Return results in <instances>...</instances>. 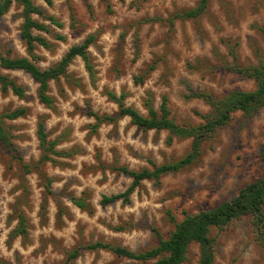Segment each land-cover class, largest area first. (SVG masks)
I'll return each mask as SVG.
<instances>
[{
	"label": "rangeland",
	"instance_id": "obj_1",
	"mask_svg": "<svg viewBox=\"0 0 264 264\" xmlns=\"http://www.w3.org/2000/svg\"><path fill=\"white\" fill-rule=\"evenodd\" d=\"M60 25L38 14L51 32L32 29L48 46L35 43L33 58L20 36L22 8L13 2L0 17V53L27 56L39 68L54 65L74 44L93 36L87 51L93 73L75 56L66 74L48 81L52 104L41 102L38 83L21 68H3L25 89L19 97L0 88V110L26 107V112L6 119L16 151L0 145V264H150L119 256L110 249L83 247L97 240L139 252L168 237L174 221L185 214L215 207L236 195L251 181L264 176L260 144L264 132V106L247 115L237 109L231 118L205 137L195 160L164 173L160 182L143 179L129 201L102 204L105 194L123 191L131 177L120 166L140 170L184 156L191 136L173 135L166 129H143L128 115L113 121L89 114L115 115L117 103L108 92L124 93L125 105L147 115L145 101L158 110L163 95L170 117L180 125H198L211 106L192 91L221 97L230 90H252L256 81L232 66L259 63L264 54V0H209L195 18H168L194 7L198 0H32ZM161 17V19H153ZM59 33L63 37H56ZM257 51L259 53H257ZM234 54V55H233ZM43 121L55 150L39 162L41 148L36 134ZM29 164L30 168L24 167ZM82 197L87 208L73 201ZM25 216V233H17V214ZM214 238L211 264H264L250 214L227 224L210 227ZM78 255L67 259L70 251ZM199 244L190 242L179 264H197Z\"/></svg>",
	"mask_w": 264,
	"mask_h": 264
},
{
	"label": "trees",
	"instance_id": "obj_2",
	"mask_svg": "<svg viewBox=\"0 0 264 264\" xmlns=\"http://www.w3.org/2000/svg\"><path fill=\"white\" fill-rule=\"evenodd\" d=\"M47 4H52L53 0H44ZM107 9L110 8L109 0H102ZM13 2L21 5L23 22L21 25L20 36L26 43L28 54L33 58V48L35 43L48 46V41L41 35L32 33V29L45 30L51 32L48 24L33 17V14L40 15L49 23L60 25L59 20L50 14H46L44 10L36 5L32 0H0V17L9 9ZM209 0H198L197 4L189 9L174 12L168 21L173 24L176 18H195L200 15L207 7ZM153 19H161L154 17ZM56 37H63L59 33H54ZM93 36H87L81 43L71 45L61 56V58L52 66L41 69L27 56L9 57L0 53V67L3 68H21L28 72L30 76L38 83L37 95L41 102L51 105L52 96L48 93V81L50 79H58L61 75L66 74V68L75 56H80L89 71L93 73L92 63L87 51L88 45L92 42ZM257 53H259L257 51ZM234 55V54H233ZM237 72L252 77L256 81V86L252 90L233 89L221 97L213 96L205 91H192L188 96L200 97L211 106V113L205 116V121L198 125H180L176 123L169 115L170 110L167 107L165 95L162 96L158 110L151 104L150 99L145 101L147 107V115H143L136 108L125 105L123 98L124 93L116 94L108 92V96L117 103L118 111L115 115H100L93 110H89L97 122L113 121L120 115H128L132 123L143 129L154 128L156 130L166 129L169 132L168 140L173 135L191 136L190 150L181 158L156 164L152 161L151 167H145L140 170L129 169L120 166L119 169L127 173L131 177V183L123 191L105 194L100 202L102 204L110 203L117 199L129 201L130 194L139 186L143 179H152L155 183L160 182V177L169 171H175L195 160L199 155L202 140L210 135L217 127L225 124L230 118L231 113L237 109L242 110L245 114L250 115L256 109L264 106V54L257 64H249L240 66L234 64L232 66ZM0 88L7 91L9 88L19 97L25 95L23 86L17 84L7 74L0 72ZM26 107L19 106L14 109L0 110V145L7 151H16V147L11 140L10 132L5 124L6 119H14L23 115ZM41 155L39 162L52 159L50 154L65 155L66 151L55 150L54 140L47 139V133L42 120L37 122L36 128ZM260 156L264 160V132L260 144ZM29 169V164H24ZM73 201L79 207L87 208V202L82 197L74 198ZM241 214H250L252 217L253 228L259 243L264 247V176L257 178L243 188L238 193L227 200H223L215 207L210 209H202L193 214H185L180 221H174V227L168 237L160 238L155 247L144 251H133L128 247L111 244L109 242L97 240L83 245L85 248L96 249L106 248L113 251L119 256L146 260L158 256L156 261L150 264H179L185 257L187 246L190 242L199 244L200 255L197 264H211L214 258V238L209 234L210 227H221L227 224L232 218ZM18 222L14 229L17 233H25V216L22 213L17 214ZM78 255V250L73 249L69 252L67 259H72ZM3 264H9L4 262ZM120 264H135L132 262H122Z\"/></svg>",
	"mask_w": 264,
	"mask_h": 264
}]
</instances>
